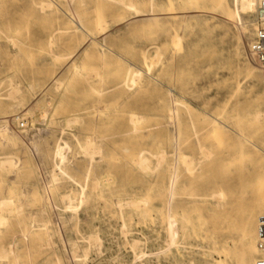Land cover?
<instances>
[{
    "label": "rangeland",
    "instance_id": "374dc122",
    "mask_svg": "<svg viewBox=\"0 0 264 264\" xmlns=\"http://www.w3.org/2000/svg\"><path fill=\"white\" fill-rule=\"evenodd\" d=\"M227 1L0 0V264L264 261L256 8Z\"/></svg>",
    "mask_w": 264,
    "mask_h": 264
},
{
    "label": "bare ground",
    "instance_id": "6f19581e",
    "mask_svg": "<svg viewBox=\"0 0 264 264\" xmlns=\"http://www.w3.org/2000/svg\"><path fill=\"white\" fill-rule=\"evenodd\" d=\"M114 1V0H113ZM117 2H119V1H117ZM234 8H233V14L234 15H238L239 14V12H241V13H251V12H253V11H255V8H256V13H257V5H258V0H234ZM120 4V3H119ZM121 4H122V2H121ZM217 4H220L221 5V7H223V8H225L228 12L230 11V9H229V7H228V1L227 0H217ZM128 5V4H127ZM143 5V4H142ZM47 6H49V4L47 5ZM125 5H123V7H124ZM129 6V5H128ZM129 8H130V6H129ZM134 11V10H133ZM232 14V13H231ZM244 24V23H243ZM256 24V23H255ZM239 31V30H238ZM256 32H257V27L255 28L254 27V32H253V36H252V39H251V41H250V43H249V45H251L253 42H254V40H255V37H256ZM240 36V35H239ZM48 45H49V42H48ZM72 55V54H71ZM143 61V60H142ZM153 64V63H152ZM248 71H249V73H251V74H253L252 72H251V69H248ZM140 72V71H139ZM133 75V74H132ZM57 76V75H56ZM14 86V85H13ZM18 92V87H15L14 86V88L11 90V92H10V96H13V95H15V93H17ZM14 97V96H13ZM10 98V97H9ZM12 98V97H11ZM175 113V112H174ZM175 115V114H174ZM131 119V118H130ZM75 120V119H74ZM132 122V121H131ZM85 144H87L86 142H85ZM84 150L86 151V152H84V153H87L89 156H93L94 154H96L97 153V151H96V149L93 147V144L92 145H88L87 147H85L84 148ZM83 150V151H84ZM199 150V149H198ZM147 153V152H146ZM208 153V152H207ZM163 156H165V155H163V153H161L160 155H157V161L158 162H160L162 159H163ZM207 157V156H206ZM142 161H144L143 159H140V162H142ZM11 162H12V160H8V161H6L5 163L6 164H10L11 165ZM143 164V163H142ZM58 166V165H57ZM171 182V181H170ZM173 182L171 183V189H170V191H172V187H173ZM171 193V192H170ZM171 195V194H170ZM174 196V195H173ZM211 196H213V195H211ZM169 197H172V195L171 196H169ZM71 203V202H70ZM68 207V206H67ZM68 209V208H67ZM75 210V209H74ZM39 220H42V226L43 227H46L47 226V224H48V221L45 219V220H43L42 218L41 219H39ZM38 220V221H39ZM169 221H171V218H170V220ZM173 221V220H172ZM171 221V222H172ZM41 222V221H40ZM169 226H170V224H169ZM171 227V226H170ZM170 227H169V230H170ZM168 235L170 236V238H171V240L173 241V238H174V233L172 232V230H170V231H168ZM254 233V232H253ZM99 241V240H98ZM132 242H134V240L132 241ZM251 242L252 241H250V240H243V243H244V246L241 248V250H240V254H239V258L241 259V261H242V264H251L252 262V244H251ZM138 243V242H137ZM137 243L136 244H132V248L133 247H135L134 245H137ZM92 244H93V242H92ZM49 245V244H48ZM134 249V248H133ZM261 250V249H260ZM1 251V253L0 254H5V251H2V250H0ZM142 253V252H141ZM142 255H145V254H142ZM140 256V255H139ZM140 258V257H139ZM4 260H6V259H4ZM259 261H262V260H257V261H255V263L254 264H258V262Z\"/></svg>",
    "mask_w": 264,
    "mask_h": 264
},
{
    "label": "built area",
    "instance_id": "2783aa9c",
    "mask_svg": "<svg viewBox=\"0 0 264 264\" xmlns=\"http://www.w3.org/2000/svg\"><path fill=\"white\" fill-rule=\"evenodd\" d=\"M255 23L256 37L254 42L248 46V53L256 65L264 70V0H258ZM24 126L25 123L21 122L20 127L24 128ZM256 237L257 247L264 250V216L257 219ZM258 264H264V261H259Z\"/></svg>",
    "mask_w": 264,
    "mask_h": 264
}]
</instances>
